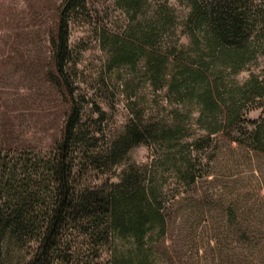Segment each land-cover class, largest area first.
<instances>
[{"label": "rangeland", "instance_id": "rangeland-1", "mask_svg": "<svg viewBox=\"0 0 264 264\" xmlns=\"http://www.w3.org/2000/svg\"><path fill=\"white\" fill-rule=\"evenodd\" d=\"M61 2L0 0V146L7 148L9 158H43L61 138L66 97L50 74L46 36L54 8ZM129 3L85 0L70 17L68 71L82 106V128L96 136L88 140L91 152L108 148L129 124L141 129L153 126L152 135L132 147L120 163L107 172L108 164L103 163L86 182L118 180L129 164L180 156L188 151V141L200 138L195 144L203 155L197 165L204 174L198 182L200 195L224 193L229 199L232 191L233 196L239 189L244 195L261 182L258 194L263 195L264 149L253 148L247 130L253 127L250 120L264 118V31L255 15L256 5L264 0H250L254 40L238 71L225 67L217 53L206 54L203 40L194 43L188 34V0H140L136 14ZM126 47L136 48L132 57L120 55ZM190 68L205 72L213 87L217 81L226 102L223 110L202 113L199 82L194 84ZM227 105L240 106L230 120L225 117ZM162 126L177 127L171 141L153 135ZM213 129L218 131L207 137ZM164 181L171 196L179 183L169 171ZM188 209L174 215L161 250L168 251L169 264H217V253L211 249L217 248V240L210 237L215 224L210 217L199 221L200 213L189 216ZM24 244L22 250L11 244L9 255L7 246L14 264L30 256L36 246L35 241ZM54 264H108V260L98 242L73 226L62 233Z\"/></svg>", "mask_w": 264, "mask_h": 264}, {"label": "trees", "instance_id": "trees-1", "mask_svg": "<svg viewBox=\"0 0 264 264\" xmlns=\"http://www.w3.org/2000/svg\"><path fill=\"white\" fill-rule=\"evenodd\" d=\"M84 1L62 0L54 8L55 17L46 34L50 74L66 97L61 138L48 156L29 161L9 158L7 148L0 146V264H14L15 260L7 256V246L9 255L11 244L22 250L28 241H35L36 246L30 256L15 264H54L61 235L73 226L83 228L89 240L100 244L108 264H169L171 258L168 251L161 250L162 243L174 215L187 208L189 216L200 213L199 221L210 217L215 224L210 237L217 240V248L211 247L215 256L217 253V264H264V194H258L262 182L244 195L240 189L235 190V196L232 191L229 199L224 193L200 195L198 182L204 174L197 165L203 155L195 146L200 138L188 141V151L180 156L164 155L151 163L129 164L118 180L86 182L103 163L108 164L106 172L120 163L132 147L152 135L153 126L141 129L129 124L108 148L91 152L88 140L96 136H89L82 128V106L68 71L70 17ZM124 1L130 2L128 7L134 8L135 14L138 12L140 0ZM188 4V34L194 43L203 40L206 54L217 53L225 67L242 69L245 53L254 40L250 0H188ZM256 6L255 15L260 19L256 21L264 31V3ZM135 50L126 47L120 55L132 57ZM190 71L194 84L199 82L202 113L223 110L226 102H222L217 81L213 87L205 72ZM231 106H226L227 120L234 111H240V106ZM250 121L253 127L247 133L251 145L264 149V118ZM155 131L157 140L171 141L177 127L162 126ZM217 131L213 129L207 137ZM168 171L179 183L171 196L164 184ZM215 220L220 222L217 228ZM193 224L189 226L190 234L194 232Z\"/></svg>", "mask_w": 264, "mask_h": 264}]
</instances>
